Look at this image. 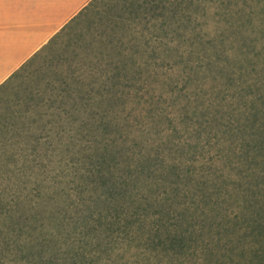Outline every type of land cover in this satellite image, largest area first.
I'll list each match as a JSON object with an SVG mask.
<instances>
[{
  "label": "rangeland",
  "instance_id": "rangeland-1",
  "mask_svg": "<svg viewBox=\"0 0 264 264\" xmlns=\"http://www.w3.org/2000/svg\"><path fill=\"white\" fill-rule=\"evenodd\" d=\"M152 1L93 0L0 86V207L5 211L28 192L30 165L48 179L73 180L78 220L81 200L88 198L89 210L96 208L108 192L100 180L125 164L133 166L140 152L158 156V167L166 170L203 166L206 176L195 187L201 189L195 200L183 199L189 178L177 179L174 169L161 177L166 184L177 182L171 185L170 196L181 194L174 208L190 206L191 213L194 206L215 201L230 208L224 196L236 184L245 187L237 174L264 172L255 164L264 149H252L257 131H244L264 122V0ZM240 146L247 154L243 160ZM215 183L223 190L219 196ZM1 215L0 264H25L16 242L38 224L12 230ZM221 217L217 221L225 222ZM132 246L130 251L109 246L112 264H139L131 258ZM205 255L198 264H223L221 255ZM27 259L41 264V257Z\"/></svg>",
  "mask_w": 264,
  "mask_h": 264
},
{
  "label": "trees",
  "instance_id": "trees-1",
  "mask_svg": "<svg viewBox=\"0 0 264 264\" xmlns=\"http://www.w3.org/2000/svg\"><path fill=\"white\" fill-rule=\"evenodd\" d=\"M156 1L161 2H152ZM189 3H193V0H173L172 5ZM248 128L257 131L252 149H264V122L263 125L244 126V131ZM31 145L34 148L37 146ZM252 149L247 148L249 153ZM239 151L241 154L238 158L247 157L243 146L239 147ZM142 153L140 152L133 166L125 164L124 168L108 172L111 175L106 180H100L99 187L108 192H104V198L98 201L94 210H89L88 198L81 200L82 214L79 220L72 210L75 209L76 194V188L71 187L73 180L71 179L70 184L65 176L61 180L53 177L48 179L46 174L34 171L30 165L25 180L28 192L14 198L7 211L4 206L0 207L2 221L12 230H18L22 224H38L37 231L28 233L20 242H16L17 249L23 250L22 253L26 256V260L22 261L23 257L20 261L30 264L31 261L27 258L33 259L35 256L39 259L41 257V264H106V261L112 264L109 246H119V249L127 247L129 250L133 244L136 249L131 258L139 264H150V261H156V264H196L192 258L198 264L205 254L221 255L222 258L219 259L223 264H254L256 259L258 262L255 264H264L262 170L253 174L245 170L244 174H237L236 180L245 183V187L236 184L233 192L231 190L224 196H228L225 203H230V208L215 201L206 208L196 205L191 213L190 206L178 205L174 208L173 201L181 194L177 191L170 196L173 190L171 185L177 182L166 184L161 177L174 169L173 174L177 179L189 178L192 184L182 188L183 199L187 200L190 195V199L195 200L199 195L198 191H201L195 187L206 176L203 166L186 171L176 165L166 170L164 165L158 167V156L147 154L145 158ZM148 161L151 162L150 167L145 165ZM238 163L240 160L234 162L237 169ZM255 164L264 166V157ZM251 176L254 178L250 181ZM79 179L86 181L83 173ZM212 187L217 196L223 191L216 183ZM220 214L221 218H227L225 222L217 221ZM206 226L209 231L205 236L203 230ZM98 230L99 237L95 234ZM77 235L81 237L76 239ZM100 237L102 239L98 240ZM90 239L93 243L88 242ZM103 241L105 244L100 251L98 248H101ZM29 253L32 255L28 256ZM103 255L107 256L105 261L102 260ZM43 256H47L45 261H42Z\"/></svg>",
  "mask_w": 264,
  "mask_h": 264
},
{
  "label": "crops",
  "instance_id": "crops-1",
  "mask_svg": "<svg viewBox=\"0 0 264 264\" xmlns=\"http://www.w3.org/2000/svg\"><path fill=\"white\" fill-rule=\"evenodd\" d=\"M93 0H0V86Z\"/></svg>",
  "mask_w": 264,
  "mask_h": 264
}]
</instances>
